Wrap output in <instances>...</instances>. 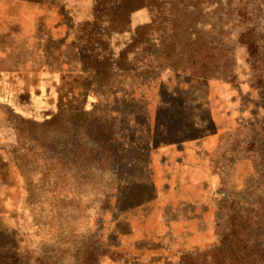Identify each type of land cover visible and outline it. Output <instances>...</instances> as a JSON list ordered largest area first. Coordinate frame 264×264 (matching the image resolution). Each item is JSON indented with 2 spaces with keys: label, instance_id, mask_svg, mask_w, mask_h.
<instances>
[{
  "label": "rangeland",
  "instance_id": "rangeland-1",
  "mask_svg": "<svg viewBox=\"0 0 264 264\" xmlns=\"http://www.w3.org/2000/svg\"><path fill=\"white\" fill-rule=\"evenodd\" d=\"M119 2L0 0V264H264V0Z\"/></svg>",
  "mask_w": 264,
  "mask_h": 264
},
{
  "label": "trees",
  "instance_id": "trees-1",
  "mask_svg": "<svg viewBox=\"0 0 264 264\" xmlns=\"http://www.w3.org/2000/svg\"><path fill=\"white\" fill-rule=\"evenodd\" d=\"M145 4V0H133L131 2H129L128 0H120L119 2V5L123 6L124 9H137V8H140L142 7L143 5ZM235 233L236 235L239 234V231L237 229H235ZM229 257L231 258L230 259V263H227V257L224 256L220 259V262L222 264H243L242 261H243V258L244 256L241 255L240 253V250H239V247L236 246V247H232L230 248L229 250Z\"/></svg>",
  "mask_w": 264,
  "mask_h": 264
},
{
  "label": "crops",
  "instance_id": "crops-1",
  "mask_svg": "<svg viewBox=\"0 0 264 264\" xmlns=\"http://www.w3.org/2000/svg\"><path fill=\"white\" fill-rule=\"evenodd\" d=\"M202 142V141H201Z\"/></svg>",
  "mask_w": 264,
  "mask_h": 264
}]
</instances>
